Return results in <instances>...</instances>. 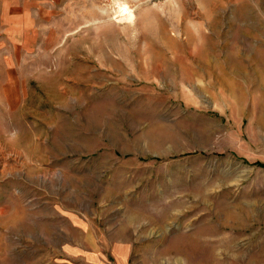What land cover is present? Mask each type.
Segmentation results:
<instances>
[{"label": "rangeland", "instance_id": "1", "mask_svg": "<svg viewBox=\"0 0 264 264\" xmlns=\"http://www.w3.org/2000/svg\"><path fill=\"white\" fill-rule=\"evenodd\" d=\"M4 2L0 264H264V0Z\"/></svg>", "mask_w": 264, "mask_h": 264}, {"label": "crops", "instance_id": "2", "mask_svg": "<svg viewBox=\"0 0 264 264\" xmlns=\"http://www.w3.org/2000/svg\"><path fill=\"white\" fill-rule=\"evenodd\" d=\"M13 3L15 2L11 3V2H4V0H0V36H2V34H5L7 38L9 32L18 35L21 32L23 33L24 32L23 28L22 30L21 29L18 30V29L10 28V26L12 24L14 25L15 23H17L19 19L21 21L27 19V15L24 9H22V11L19 12L18 14L15 13L14 11H11L12 9H15V6L19 7V4L13 5ZM15 38L16 39L15 40L13 39L12 42H14L16 46L22 47L24 41H20L17 37Z\"/></svg>", "mask_w": 264, "mask_h": 264}, {"label": "bare ground", "instance_id": "3", "mask_svg": "<svg viewBox=\"0 0 264 264\" xmlns=\"http://www.w3.org/2000/svg\"><path fill=\"white\" fill-rule=\"evenodd\" d=\"M129 13H132V12H129ZM131 16H133V15H130V17H131ZM131 19H132V17H131Z\"/></svg>", "mask_w": 264, "mask_h": 264}]
</instances>
